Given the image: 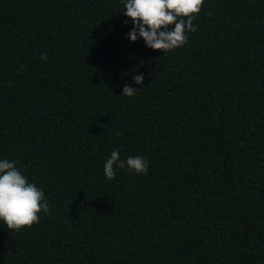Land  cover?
Listing matches in <instances>:
<instances>
[{"label":"trees","instance_id":"trees-1","mask_svg":"<svg viewBox=\"0 0 264 264\" xmlns=\"http://www.w3.org/2000/svg\"><path fill=\"white\" fill-rule=\"evenodd\" d=\"M122 9L0 0V159L48 204L0 264H264V0H203L165 54ZM112 151L147 173L106 180Z\"/></svg>","mask_w":264,"mask_h":264},{"label":"clouds","instance_id":"clouds-1","mask_svg":"<svg viewBox=\"0 0 264 264\" xmlns=\"http://www.w3.org/2000/svg\"><path fill=\"white\" fill-rule=\"evenodd\" d=\"M120 3L123 15L132 24L126 38L131 42L142 38L146 47L165 54L184 45L187 33L196 31L193 21L203 0H120ZM41 59L48 57L42 54ZM143 80L142 73L133 75L132 84H125L121 95L133 97L144 88ZM16 165L15 160L0 159V225L19 231L38 222V214L47 212L48 204L43 189L29 182ZM125 168L131 174H146L148 161L140 155L121 159L119 151H112L103 164V175L106 180H112L117 170Z\"/></svg>","mask_w":264,"mask_h":264}]
</instances>
